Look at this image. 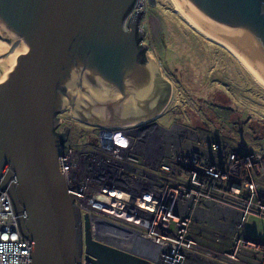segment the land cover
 <instances>
[{"label":"water","instance_id":"1","mask_svg":"<svg viewBox=\"0 0 264 264\" xmlns=\"http://www.w3.org/2000/svg\"><path fill=\"white\" fill-rule=\"evenodd\" d=\"M227 47L264 87V0H176ZM136 0H0V191L13 201L30 264H152L92 238L68 193L63 147L55 132L67 107L104 127L155 118L173 101V86L139 44ZM146 61V62H145ZM168 85L164 106L150 95ZM149 117V118H148ZM147 118V119H146ZM153 119V120H152Z\"/></svg>","mask_w":264,"mask_h":264},{"label":"built area","instance_id":"2","mask_svg":"<svg viewBox=\"0 0 264 264\" xmlns=\"http://www.w3.org/2000/svg\"><path fill=\"white\" fill-rule=\"evenodd\" d=\"M153 126H100L96 155L83 162L64 144L67 191L92 238L158 264H264V238L244 230L264 218V153L224 139L191 146L185 132ZM18 217L3 187L0 264H30ZM79 264H92L84 251Z\"/></svg>","mask_w":264,"mask_h":264},{"label":"rangeland","instance_id":"3","mask_svg":"<svg viewBox=\"0 0 264 264\" xmlns=\"http://www.w3.org/2000/svg\"><path fill=\"white\" fill-rule=\"evenodd\" d=\"M145 8L153 36L147 54L174 89L171 106L153 127L185 132L191 146L224 139L264 153V88L226 49L192 29L172 10L170 0H149ZM16 46L11 43L0 58ZM59 117L58 130L69 129L65 147L77 162L92 159L100 126L75 117L69 107ZM244 230L264 237V218L249 217Z\"/></svg>","mask_w":264,"mask_h":264},{"label":"flooded vegetation","instance_id":"4","mask_svg":"<svg viewBox=\"0 0 264 264\" xmlns=\"http://www.w3.org/2000/svg\"><path fill=\"white\" fill-rule=\"evenodd\" d=\"M148 18H149V15L147 14V10H145V12H142L139 14L138 21H137V31L139 34V38L142 41L141 45L145 49H146V44H147L145 42V39L147 37H149L148 34H150V31H149L148 26H147V19ZM145 49H144V60L147 59ZM164 82H165L164 80L162 82L161 81L157 82L159 84H158V86H156V84H155V86H154L155 92L152 95H150L149 100L151 99L150 103H151L152 109L154 111L159 110L162 106H164L167 102L168 97H169V93H170L171 89H169V86L167 84L163 85ZM147 122H151V120H149ZM64 128L65 127H63V129ZM68 132H69V129H68ZM203 264H212V262L210 263V262L203 261Z\"/></svg>","mask_w":264,"mask_h":264},{"label":"bare ground","instance_id":"5","mask_svg":"<svg viewBox=\"0 0 264 264\" xmlns=\"http://www.w3.org/2000/svg\"><path fill=\"white\" fill-rule=\"evenodd\" d=\"M172 10L177 13L192 29L197 31L199 34H201L203 37L213 41L214 43H217L215 39V34L207 30L200 22L197 20L192 14L191 11L177 2L176 0H170ZM218 45L222 46L224 49H226L234 58L239 62V64L243 67L239 59L224 45L217 43ZM244 68V67H243ZM245 69V68H244ZM246 71V69H245ZM247 72V71H246ZM248 73V72H247ZM264 88V87H262ZM153 120V119H152ZM93 223H95V220H93Z\"/></svg>","mask_w":264,"mask_h":264},{"label":"crops","instance_id":"6","mask_svg":"<svg viewBox=\"0 0 264 264\" xmlns=\"http://www.w3.org/2000/svg\"><path fill=\"white\" fill-rule=\"evenodd\" d=\"M148 35H149V37H147V38L145 39V42L147 43V44H146V49L144 48V49L146 50V53H147L148 48H149L150 43H151V39H150V38L153 37L151 33L148 34ZM145 62H146V61H145ZM160 114H161V113H160ZM157 117H158V115H157L156 117H153V118L156 119ZM145 121H146V120H145ZM142 122H143V121H142ZM103 127H104V126H103ZM261 238H264V237H261Z\"/></svg>","mask_w":264,"mask_h":264}]
</instances>
